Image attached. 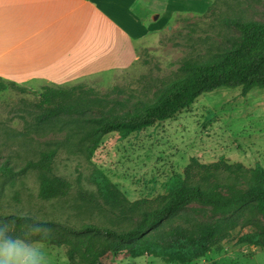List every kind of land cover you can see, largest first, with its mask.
<instances>
[{"label": "rangeland", "instance_id": "obj_1", "mask_svg": "<svg viewBox=\"0 0 264 264\" xmlns=\"http://www.w3.org/2000/svg\"><path fill=\"white\" fill-rule=\"evenodd\" d=\"M127 5L136 26L133 62L60 87L81 85L88 92L85 97L104 98L110 106L117 99L149 101L165 83L180 75L185 62L206 60L229 47L238 34L227 21H264V0H131ZM6 86L0 91V165L11 155L12 165L20 171L29 160H36L40 151L54 148L53 141L64 142L70 131L65 125L38 133L28 129L39 113L34 104L43 86L24 87V93ZM74 143L61 146L52 172L47 174L70 183L68 196L42 199V173L31 169L8 178L0 176V214L56 219L77 227L86 222L111 224L112 216L82 199L92 195L101 201L93 182L97 171L123 197L135 202L165 195L171 177L182 174L193 159L208 164L223 157L248 168H264V88L246 94L240 87L205 93L172 118L125 139L117 133L104 136L89 160ZM186 216L206 222L191 210ZM263 225L264 219L258 216L253 224L232 230L227 240L204 257L186 263L110 252L101 264H264V247L237 242ZM42 249L46 264H85L70 262L63 247L42 244Z\"/></svg>", "mask_w": 264, "mask_h": 264}, {"label": "trees", "instance_id": "obj_2", "mask_svg": "<svg viewBox=\"0 0 264 264\" xmlns=\"http://www.w3.org/2000/svg\"><path fill=\"white\" fill-rule=\"evenodd\" d=\"M227 24L238 34L228 48L206 60L185 62L180 75L165 83L149 101L117 99L110 106L104 98L85 97L88 92L81 85L69 89L43 87L34 104L39 113L28 129L38 133L46 127L65 125L70 132L64 142H50L54 148L40 151L37 159L29 160L20 171L12 165L13 157L7 155L0 165V176L8 178L34 170L42 173V199L64 198L70 183L47 175L61 146L77 142L89 160L104 136L117 133L125 139L172 118L205 93L240 87L246 94L264 88V21L229 20ZM7 85L26 92L15 83ZM93 182L101 201L92 195H83L82 199L112 216L111 224L86 222L77 227L56 219L36 218L55 229L42 244L65 248L73 263L101 264L102 257L110 252L186 263L204 257L237 227L253 224L258 216L264 219V168L260 165L248 168L223 157L208 164L193 159L182 174L171 177L165 195L135 202L123 197L99 171ZM188 210L206 222L184 217ZM27 217L34 216L0 214V219L16 218L18 225L30 223ZM114 221L119 224L112 225ZM125 223L134 225L123 227ZM237 242L264 247V225L257 232L242 235Z\"/></svg>", "mask_w": 264, "mask_h": 264}, {"label": "crops", "instance_id": "obj_3", "mask_svg": "<svg viewBox=\"0 0 264 264\" xmlns=\"http://www.w3.org/2000/svg\"><path fill=\"white\" fill-rule=\"evenodd\" d=\"M131 0H0V91L61 86L130 65Z\"/></svg>", "mask_w": 264, "mask_h": 264}, {"label": "clouds", "instance_id": "obj_4", "mask_svg": "<svg viewBox=\"0 0 264 264\" xmlns=\"http://www.w3.org/2000/svg\"><path fill=\"white\" fill-rule=\"evenodd\" d=\"M27 219L31 222L19 225L16 218L0 219V264H46L42 242L55 229L34 217Z\"/></svg>", "mask_w": 264, "mask_h": 264}]
</instances>
